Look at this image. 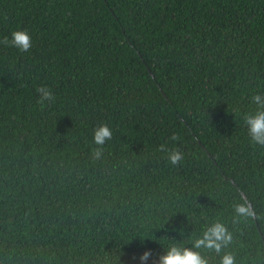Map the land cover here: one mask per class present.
I'll list each match as a JSON object with an SVG mask.
<instances>
[{"label":"trees","instance_id":"1","mask_svg":"<svg viewBox=\"0 0 264 264\" xmlns=\"http://www.w3.org/2000/svg\"><path fill=\"white\" fill-rule=\"evenodd\" d=\"M21 28L30 52L0 47V264H155L207 219L236 264H264V149L242 120L264 91V0H0V37ZM239 201L255 216L233 225Z\"/></svg>","mask_w":264,"mask_h":264},{"label":"clouds","instance_id":"2","mask_svg":"<svg viewBox=\"0 0 264 264\" xmlns=\"http://www.w3.org/2000/svg\"><path fill=\"white\" fill-rule=\"evenodd\" d=\"M0 47H11L20 53H28L33 48L32 36L27 29L12 30L9 35L0 37ZM35 92L37 102L41 106L55 101L53 90L46 84L36 86ZM249 102L252 107L242 115L248 142L253 148L264 149V91L253 92ZM233 113L240 115L237 109H233ZM112 136V129L106 122H101L93 128L92 138L96 145L91 152L93 161H99L102 158L104 145L112 139ZM168 140L176 143L180 140V136L173 132ZM157 151L163 154L161 158L166 165L182 166L185 154L178 146L173 147L163 143L158 146ZM231 208L233 225L255 216L254 210L246 201L234 202ZM233 239V232L225 222L220 219H207L198 235L193 234L186 242H173L165 247V253L159 256L155 264H210L208 253H214L219 257L218 264H236L235 255L229 251ZM188 244L191 247H187ZM150 255V250H146L139 259L141 262H146Z\"/></svg>","mask_w":264,"mask_h":264}]
</instances>
